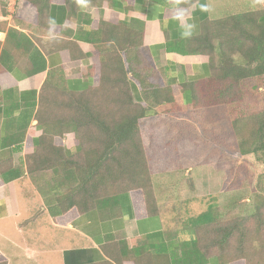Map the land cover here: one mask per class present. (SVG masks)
<instances>
[{
	"label": "crops",
	"instance_id": "1",
	"mask_svg": "<svg viewBox=\"0 0 264 264\" xmlns=\"http://www.w3.org/2000/svg\"><path fill=\"white\" fill-rule=\"evenodd\" d=\"M185 1L126 0L114 8L87 6L82 2L79 9L70 14L62 5L64 0H55L45 30H24L9 24L10 28L25 32L34 47L18 34L12 33L7 39L8 31L0 32V264H104L108 261L143 264L146 256L160 253V249L172 256L181 255L180 241L192 239L193 230L188 221L190 217L176 209L174 203L199 199L198 185L194 182L195 190L189 189L187 197L183 193L188 192V188H160L163 183L156 180L150 163L156 164L158 153L180 155L179 150L166 143L162 149L158 145L169 137L171 140L190 138L194 129L197 132L192 116L199 110L226 106L231 113L236 105L242 106L241 101L206 105L208 98L216 97V90L208 88L212 76L209 58L188 51L191 40L202 34L204 22L216 19L211 17L207 0H198L189 6L183 5ZM179 12L184 13V21L195 26L190 37L182 35V22L175 19ZM12 16L9 14L2 19L8 21ZM101 22L105 34L99 30ZM106 26H126L143 37L142 64L157 73V79L165 86H172L176 102L188 110L183 114L152 117L159 122L144 127V135L152 140L163 138L155 140V145L147 143L149 149L151 145L156 146L150 149L151 160L140 122L153 182L150 200L144 190H133L121 197L113 214H102L98 210L80 213L74 208L65 215L53 217L48 202L54 188L48 181L51 174L37 169L30 173L28 168V152L39 146L44 135L37 117L41 94L47 83L45 93L56 91V95H65V87L78 94H89L100 85L97 46L98 41L107 38ZM110 29L115 36L116 31ZM54 70H61L65 81L61 74H52L48 80ZM249 80L241 83L243 98ZM187 84H193L194 90H183ZM130 87L136 103L144 105L138 84L131 81ZM209 91H213L212 95ZM194 96L201 98L204 104L201 108H191ZM167 126L173 129L171 135L163 130L168 129ZM72 141L70 134L55 137V143L61 146ZM177 168L168 170L175 172ZM167 182L171 187L176 184L172 180ZM25 188L34 190L36 202L22 198L26 197ZM150 209L158 214L149 215ZM209 264L226 263L212 258Z\"/></svg>",
	"mask_w": 264,
	"mask_h": 264
},
{
	"label": "trees",
	"instance_id": "2",
	"mask_svg": "<svg viewBox=\"0 0 264 264\" xmlns=\"http://www.w3.org/2000/svg\"><path fill=\"white\" fill-rule=\"evenodd\" d=\"M23 1L31 4L36 10L37 23L33 25L37 27H32L30 23L31 27L28 29L45 30L55 0ZM125 1L64 0L62 5L72 14L79 9L82 2L87 6L114 8L120 7ZM197 1L186 0L183 5L189 6ZM102 25L103 22L100 23L99 30L105 34V26ZM19 26L28 25L21 23ZM202 26V34L191 40L188 53L204 54L209 58L212 76L208 80V88L216 90V97L208 98L209 104L206 105L238 103L243 98L242 81L264 77V10L260 14L249 12L215 21L208 20ZM111 27L116 31L115 36L111 34ZM106 28L107 38L98 41L97 46L101 63V81L98 87L91 89L89 94H78L65 87V95H56V91L45 93L47 83L44 85V92H41L37 117L44 135L40 138L39 146L28 152V168L30 173L37 169L49 171L51 174L54 188L48 202L53 217L65 215L74 208L80 213L98 210L102 214H113L121 197L133 190H144L150 200L153 182L142 141L140 122L144 118L183 114L188 110V107L176 102L173 87L165 86L157 79V73L142 64L143 37H138L135 30L126 26ZM22 29L25 30L23 27ZM212 30L228 35L225 39L217 38L214 43L210 34ZM7 31V39L15 33L32 47L35 46L25 32L12 27ZM232 32L234 34H230ZM214 53H217V63L213 62ZM52 74H61L65 81L61 70L52 71L48 80ZM131 81L141 89L144 105L134 100ZM193 86L184 85L183 90H194ZM209 92L212 95L213 91ZM90 97L95 99L96 104H92ZM193 98L191 108L198 109L204 105L201 98ZM45 103L62 109L74 106L79 113L69 116V120L62 121L58 117L45 115ZM233 129L239 136L240 156H252L256 162L264 164V112L234 120ZM64 134L72 135L74 141L65 146L57 145L55 137ZM101 189L107 191L102 193ZM258 193L252 214H256V217H259L264 207V186L260 185ZM148 213L158 214L151 209ZM221 217L209 211L194 219L190 223L193 230L192 239L180 241V257L169 255L168 251L162 252L160 249V253L146 256L143 264H209L212 258H217L221 263L241 264L240 260L248 259L244 253L240 255L244 239L246 241L250 235L247 233L246 222L243 219H235L231 223L222 222V225L213 227ZM263 224L262 219L255 232L260 236L257 248L261 245L264 248V239L260 235ZM204 225L211 227V231L217 235L208 243H203L199 235V229ZM236 234H239L240 242L237 247L231 243ZM250 238L251 242V235ZM253 245L255 246L254 241ZM233 247L234 253L238 255L235 259L229 258L226 253ZM213 248L220 252L211 255L209 250ZM262 252L264 254V249ZM138 264L141 262L138 261Z\"/></svg>",
	"mask_w": 264,
	"mask_h": 264
},
{
	"label": "rangeland",
	"instance_id": "3",
	"mask_svg": "<svg viewBox=\"0 0 264 264\" xmlns=\"http://www.w3.org/2000/svg\"><path fill=\"white\" fill-rule=\"evenodd\" d=\"M16 1L15 6V0H0V30L6 32L10 28L9 24L19 26L21 23L28 25L20 26L21 28L28 29L31 24L32 27H37L33 25V23H37L34 7L23 0ZM207 3L212 19L216 20L249 12L260 14L264 10V1L260 0H207ZM13 6H15V12L12 13V18L8 21L2 19L9 14L11 15L9 10ZM247 27L252 28V26ZM254 32H257V30H254ZM210 34L214 43H216L217 38L222 37L225 39V36L228 35L215 30H212ZM213 62H218L217 53L213 54ZM89 99L92 100L93 105L96 104L94 98L90 97ZM240 101L242 106L236 105L232 108L231 113L229 107L226 106L199 110L192 116V119L196 122L194 128L197 127V132H194V129L190 138L186 140H171L170 137L164 141L162 137L152 140L150 136L144 135L146 125L152 126L154 123L159 122L158 118L152 117L141 121L142 135L148 156L156 148V146H152L155 145L153 143L155 140H162L161 146L158 145L159 143L157 144L160 147L159 149H162V145L166 143L172 149L180 151L178 156L158 153L156 164L153 165L151 161V169L153 174L156 175V180L163 183L160 188H188V190L193 188L195 190L194 182L198 185L197 196L199 199L189 202L186 200L183 202L175 201L176 209L182 211L183 213H181L186 217L189 216L188 221L190 220L191 223L201 214L209 211H213L216 216L221 215L219 223L212 225L213 227L222 225V222L231 223L235 219L245 220L247 233L252 236V241L250 242V235L246 238V241L244 239L240 255L244 253L243 255L248 259H242L240 262L241 264H264V254L262 252L264 248L262 245L259 248L256 247L260 236L255 234L260 221L264 220V207L261 209L259 217H256V214L252 215L260 185L264 186V164L256 162L252 156L241 158L238 145L239 136L232 127L234 119L264 112V77L262 79L252 78L247 81L245 98ZM45 104V115L58 117L62 121L69 120V116L78 115L79 113L77 107L74 106L62 109L51 103ZM167 127L168 129L162 128L165 134L168 130L171 135L173 129L170 126ZM147 143L152 144L151 151ZM77 157L76 154L75 158ZM223 158L229 159L224 160ZM175 166L179 167L174 170L175 172L168 170L169 167ZM188 169L190 172H187ZM168 180L176 181V184L171 187L172 185L168 184ZM48 181L49 183L52 182L51 177L48 178ZM127 185H131V183H127ZM190 190L183 193V195L185 197L190 196ZM100 191L103 193L107 190L101 189ZM23 195H26V197L22 196L23 199H28L32 203L36 200L32 188H25ZM261 232L260 235L264 239V224ZM199 235L203 243H208L211 238L217 237L211 231V227L208 228L205 225L199 229ZM238 238L239 234H236L231 240V243L236 247L240 246ZM253 241L255 246H252ZM219 252L217 248L209 250L211 255ZM226 253L231 259L238 256L236 252L234 253V247ZM176 257H180V254L178 253Z\"/></svg>",
	"mask_w": 264,
	"mask_h": 264
},
{
	"label": "clouds",
	"instance_id": "4",
	"mask_svg": "<svg viewBox=\"0 0 264 264\" xmlns=\"http://www.w3.org/2000/svg\"><path fill=\"white\" fill-rule=\"evenodd\" d=\"M175 19L180 20L182 22L181 23V27L183 29L182 35L185 37H190L193 33L195 26L193 24H189L186 21H184V13L183 12L177 13Z\"/></svg>",
	"mask_w": 264,
	"mask_h": 264
},
{
	"label": "built area",
	"instance_id": "5",
	"mask_svg": "<svg viewBox=\"0 0 264 264\" xmlns=\"http://www.w3.org/2000/svg\"><path fill=\"white\" fill-rule=\"evenodd\" d=\"M15 6H16V4H17V1L15 0ZM15 6H13L9 11L11 12V15H13L14 14V12H15ZM13 13V14H12Z\"/></svg>",
	"mask_w": 264,
	"mask_h": 264
}]
</instances>
